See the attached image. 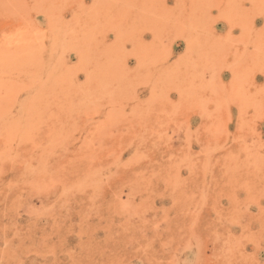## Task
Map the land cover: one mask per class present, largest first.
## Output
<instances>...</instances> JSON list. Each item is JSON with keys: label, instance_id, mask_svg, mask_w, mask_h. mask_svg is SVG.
Instances as JSON below:
<instances>
[{"label": "rangeland", "instance_id": "rangeland-1", "mask_svg": "<svg viewBox=\"0 0 264 264\" xmlns=\"http://www.w3.org/2000/svg\"><path fill=\"white\" fill-rule=\"evenodd\" d=\"M0 264H264V0H0Z\"/></svg>", "mask_w": 264, "mask_h": 264}]
</instances>
